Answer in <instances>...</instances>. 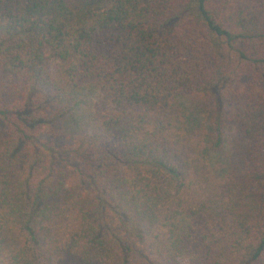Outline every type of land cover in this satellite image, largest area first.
Segmentation results:
<instances>
[{
    "label": "trees",
    "instance_id": "obj_1",
    "mask_svg": "<svg viewBox=\"0 0 264 264\" xmlns=\"http://www.w3.org/2000/svg\"><path fill=\"white\" fill-rule=\"evenodd\" d=\"M0 77V264H264V0H0Z\"/></svg>",
    "mask_w": 264,
    "mask_h": 264
},
{
    "label": "rangeland",
    "instance_id": "obj_2",
    "mask_svg": "<svg viewBox=\"0 0 264 264\" xmlns=\"http://www.w3.org/2000/svg\"><path fill=\"white\" fill-rule=\"evenodd\" d=\"M8 82L3 77H0V84H5ZM100 93L98 88L91 85L90 87L86 88L80 95H78L79 105L76 107L74 112L68 116L66 119L58 122L56 125L55 131L57 136H49V140L55 142L57 146L63 145H71L75 142L74 138L78 135L90 132V130L94 126V116L97 110L96 106L99 103ZM191 109L194 108L192 111L195 114L197 111L201 109V114L205 115V111L202 110V107L199 103H190ZM111 107L106 108L109 111ZM206 121V117L203 119ZM224 157L223 154H214L212 156L213 161H217V158ZM224 158L222 160L224 161Z\"/></svg>",
    "mask_w": 264,
    "mask_h": 264
}]
</instances>
